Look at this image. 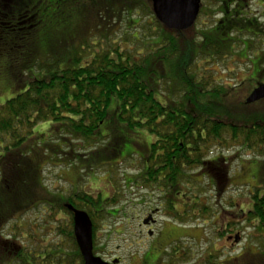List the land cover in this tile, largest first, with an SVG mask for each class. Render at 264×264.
Masks as SVG:
<instances>
[{
  "label": "trees",
  "instance_id": "1",
  "mask_svg": "<svg viewBox=\"0 0 264 264\" xmlns=\"http://www.w3.org/2000/svg\"><path fill=\"white\" fill-rule=\"evenodd\" d=\"M95 2L94 11L84 16V33L88 34L78 48L67 49H74L70 54L77 63L70 67L65 66L68 59L63 56L48 57L46 61L35 56L33 60L38 21L36 29L35 25H25L34 15L30 17L29 10L18 9L22 0H0V58L21 67L17 80L20 92L0 103V264H84L74 235V215L66 204L86 212L96 232L97 220L112 216L108 198L95 199V213L94 199L87 194L63 198L61 207L70 217L69 222L53 229L56 234L52 238L44 234L47 229L34 231L38 234L25 238L21 228L25 229L29 221L22 220L23 225H19L17 216L25 217L30 212L27 209L36 204L33 208L41 210L38 215L48 224L41 226L39 221L30 224L45 229L57 214L39 192L43 161L52 164L59 156L62 160L69 157L74 163L88 155L90 159L86 162L91 167L98 164L93 167L98 169L113 166L122 157L120 152L131 139L124 134L110 137L101 133L113 98L119 102L120 122L130 130H144L155 138L143 161L145 174L141 178L145 187L173 189L174 184L189 178L184 177L185 169L193 167L201 166L211 174L215 164L222 173L221 165L206 160V156L211 147L219 149L230 143L226 135L244 149L264 156V111L259 112L263 108L250 111L251 107L264 104V99L249 105L242 103L236 110L225 103L222 86L216 84L221 81L216 79L218 73L200 66L202 61L215 68V64L233 56L238 48L242 53L251 51L255 46L252 39L260 36L247 25L252 18L232 11V23L216 21L210 29L184 41L182 48L180 41L169 36L172 31L157 20L152 0ZM21 16L26 17L18 18ZM145 21L149 24L144 25ZM89 35L95 40L92 45L87 43ZM242 37L251 40L244 41ZM122 43H131L133 49L123 47ZM250 63L254 71L260 72L264 58ZM159 90L169 94L168 105L158 100ZM46 123L51 125L49 137L39 138L41 134L35 133V129ZM111 142L116 144L111 149L117 156L105 152ZM84 149L93 152L78 153ZM112 158L116 161L108 162L110 165L98 161ZM163 175H166L161 181L164 185L160 182ZM250 195L252 208L245 213L247 221H255L264 232V186L255 188ZM10 226L12 231L6 233ZM36 238L41 240L38 246L33 242Z\"/></svg>",
  "mask_w": 264,
  "mask_h": 264
},
{
  "label": "rangeland",
  "instance_id": "2",
  "mask_svg": "<svg viewBox=\"0 0 264 264\" xmlns=\"http://www.w3.org/2000/svg\"><path fill=\"white\" fill-rule=\"evenodd\" d=\"M259 2L262 1L253 0L252 7ZM29 4L35 8L29 7ZM95 4V0H30L29 2L22 0L18 9L29 10L30 17L34 15L32 17L34 19L28 20L25 25L30 27V24L35 25L37 21L40 25L37 29V52H33L32 59L34 60L36 56L39 61H46L48 57L63 56L68 59L65 66L77 65L73 55L70 54L74 49L68 51L67 49L78 48L88 34L84 33L85 17L94 11ZM253 11L264 13V9L257 6L253 7ZM13 12L19 13L17 10ZM208 12V8L204 7L194 28L184 32L174 31L173 33L172 31V34L168 32L169 36L174 37L177 42L180 41L181 47L184 48V41L197 37L198 33L200 35L202 31L213 26V21L209 23ZM37 18L39 20L34 21ZM261 22L264 24V20ZM145 23L149 24L147 21L144 25ZM207 23L208 25H204ZM33 29H36V25ZM95 33L98 34L97 31ZM242 40L247 41L251 38L242 37ZM87 41L89 45H92L91 42L95 40L89 35ZM252 41L251 43L255 46L251 51L242 53L243 51L238 48L233 56L215 64L217 68H210L206 62H199L200 66L214 69L215 73H218L216 79L221 81L216 84L222 86L225 103L236 110L242 103H246L258 86L264 83V65L260 72H256L250 63L255 62L258 57L264 58V35ZM122 46L133 49L131 43H122ZM257 54H259L258 57ZM0 68L5 70L0 71V103H4L20 92L21 87L17 80L20 77L21 67L19 63L0 58ZM163 76L166 77V73H163ZM168 96L169 94L164 90H159L157 93L158 100L165 106L169 104ZM251 108L250 111L263 108L259 111L263 112L264 104H257ZM118 115L119 102L113 98L101 133L110 137L124 134L131 139L123 152H120L123 158H118L115 165L94 169L93 167L98 164L94 163L91 167L86 162L90 159L88 155L83 160L86 163H83L81 159L73 163L69 157L62 160L57 156L52 164H48L47 161L40 164L41 198L45 197L46 203L51 204L50 209L57 214L53 216L51 225L46 226L45 229L37 224L33 226L30 224L32 221H39L41 226L48 224L42 215H38L41 210L33 208L36 204L27 209L30 212L25 217L21 218L23 214H19L17 216L20 218L19 225H23L22 220L24 223L29 221L25 229L21 228L25 238L28 236L30 239V236L38 234L35 233L37 230L42 232L46 229L47 232L45 231L44 234L54 237L56 232L54 234L53 229L64 226L70 218L61 207V204H64L62 199L70 198V195L74 198L76 194H87L92 198L94 196L95 199L108 198L110 203L107 206L112 216L104 219L100 217L97 220L98 227L95 232V255L106 262L111 263L114 259H120L121 264H143L147 254L146 249L155 242L150 256L154 264H264V247H261L264 246V232L259 229L255 221H247L245 214L252 208L251 192H254L257 187L264 186V156L244 149L239 142L232 141L231 137L226 135V141L230 140V143L219 149L216 145L211 147L206 156V160H214L221 165L222 173L215 164L210 170L211 174L200 168L201 166L193 167L185 169L184 177L189 175V178L185 177L182 183L174 184L173 189L164 186L145 187L141 178L145 174L143 161L147 158L149 145L155 138L144 130H130L119 121ZM50 127V123L40 124L36 127L35 133L41 134L39 138L42 139L49 137ZM115 145V142H111L105 149L106 153H112L111 157L118 155L111 149V146L115 148ZM240 151L243 152L239 153ZM91 152L93 151L88 153ZM78 153L88 154L86 149ZM115 159L98 161L101 164H107L110 161L115 162ZM165 177L166 175H163L160 182ZM161 184L164 185L162 182ZM195 196L197 199H194ZM66 206L69 208L71 205L66 204ZM205 208H207L206 214ZM73 209L76 208L73 207ZM70 211L73 213L72 210ZM153 211H156L157 222L152 229L154 237H150L143 223L148 220L145 219L147 214L150 215ZM11 231V226L6 228V233ZM178 237L182 239L166 249V253L170 254L169 257H163L155 262L161 253L155 249L160 238L165 241L163 243L165 244ZM19 240L26 239L19 238ZM33 242L38 246L41 240L36 238ZM174 247H179L180 254H172ZM257 250L260 255L256 253ZM172 255L173 258H171ZM150 258L148 256V260Z\"/></svg>",
  "mask_w": 264,
  "mask_h": 264
},
{
  "label": "water",
  "instance_id": "3",
  "mask_svg": "<svg viewBox=\"0 0 264 264\" xmlns=\"http://www.w3.org/2000/svg\"><path fill=\"white\" fill-rule=\"evenodd\" d=\"M152 10L157 20L168 30L184 32L191 29L200 13V0H152ZM264 99V83L258 86L248 97L246 104H253ZM74 235L84 264H118L104 261L94 254L93 223L90 216L73 209ZM150 220L144 222L149 224Z\"/></svg>",
  "mask_w": 264,
  "mask_h": 264
},
{
  "label": "flooded vegetation",
  "instance_id": "4",
  "mask_svg": "<svg viewBox=\"0 0 264 264\" xmlns=\"http://www.w3.org/2000/svg\"><path fill=\"white\" fill-rule=\"evenodd\" d=\"M200 1H201L200 13H199V16L197 18V21L199 20V17L201 15L204 7H207L209 10L207 16L209 18V23L213 21V24H212L213 26H214V23H216V21L226 22L227 24L232 23L234 21V17H232L233 14H231V13H232V11H236L238 13H242L240 15L241 17L246 15L247 18H252L251 23L247 24V25L252 26L254 28V29L252 28L253 31L259 33L260 35H264V24L261 22V20H264V13L260 14L259 12L256 13L253 11V7H255V6H257L258 8L262 7L264 9V0H261L262 2L255 4L253 7H252L253 0H200ZM204 25H208V23L204 24ZM194 26L192 28H194ZM243 26H245V23L243 24ZM249 30L250 29H245L243 31H249ZM239 32L244 34L241 30H239ZM210 65H212V64H210ZM93 198H94L93 208H94V213H95V197L93 196ZM155 213H156V211H153L152 214H150V215L147 214V216L145 218V219L150 220L148 225H144V227L148 230V235L150 237H152L154 234L152 229L155 227L156 222H157L155 220ZM160 237H161V235H160ZM179 241H180V237H178V239L169 240V242L163 244L165 241H162L160 238V241L158 242L155 249L159 250L161 253L159 256H157V259L155 262L162 259L163 257H169L170 254H168V252L166 253V249L171 248V246L173 244H176ZM154 243H151L149 245V247L146 249L147 254L144 257L145 259L143 260V264H154L152 258H150L151 251H152L151 249H152ZM94 251H95V230H94ZM174 253H176L177 255L180 254L179 247L172 248V254L174 255ZM173 255L171 256V258H173ZM148 256H149L150 260H148ZM118 260H119L118 264H121L122 261L120 259H118Z\"/></svg>",
  "mask_w": 264,
  "mask_h": 264
}]
</instances>
